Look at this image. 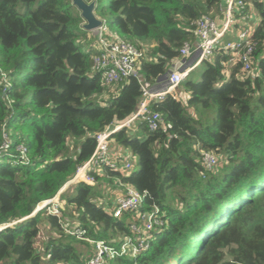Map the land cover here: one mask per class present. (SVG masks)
<instances>
[{
  "label": "trees",
  "instance_id": "trees-1",
  "mask_svg": "<svg viewBox=\"0 0 264 264\" xmlns=\"http://www.w3.org/2000/svg\"><path fill=\"white\" fill-rule=\"evenodd\" d=\"M84 1L95 3L108 31L148 46L139 75L152 85L168 73L179 50L195 42L196 21L216 17L222 3ZM253 4L264 21V3ZM82 23L71 0H0V146L3 133L10 144L0 153V224L24 219L0 232V264H88L91 246L64 228L74 226L90 240L128 235L132 216L109 212L116 198L110 189L120 184L146 192L140 211L156 205L163 226L152 231L148 249L135 259L105 264H264L261 23L253 32L252 75H241L239 64L228 65L229 56L215 52L201 62L197 78L191 72L179 85L183 99L167 95L150 105L162 119L158 130L137 120L111 135L135 159L128 173L102 167L101 174L92 173L99 190L68 185L59 198L69 219L46 209L31 216L90 159L94 135L128 119L142 96L133 77L110 92L93 69L94 44L86 42L90 32ZM78 41L90 50L82 51ZM19 145L28 163L19 162ZM205 152L221 156L222 164L206 170Z\"/></svg>",
  "mask_w": 264,
  "mask_h": 264
},
{
  "label": "built area",
  "instance_id": "built-area-1",
  "mask_svg": "<svg viewBox=\"0 0 264 264\" xmlns=\"http://www.w3.org/2000/svg\"><path fill=\"white\" fill-rule=\"evenodd\" d=\"M249 2L254 7L253 3H264V0H222L220 12L223 15V22L220 25L208 15L200 17L195 23V42L185 44L179 50L178 59L183 61L177 63L179 64L177 68L170 69L166 79L160 78L154 85L146 82L139 75V64L147 60L148 50L145 53L143 47L140 48L108 31L103 23L99 28L91 31H97L95 45L100 47L92 58L93 69L101 72L102 82L111 87L124 83L129 77L136 78L142 96L136 111L128 119L122 123L113 124L114 128L111 132H107L108 127H106L94 135L96 146L92 156L77 169L67 184L84 183L99 190L101 186L92 173L101 174L102 167L115 173H128L132 168V156L125 159L119 155L115 156L110 148L111 135L123 128L130 129L137 120L144 122L150 131L158 130L162 125V119L158 113L150 109V105L162 101L167 95H171L176 100L183 99V95L177 92L179 85L197 69L201 62L210 60L215 52L223 51L229 56L226 64L232 66L239 64L241 75H252L253 53L256 49L253 32L259 23L264 32V21L256 12L253 15L249 13ZM108 34L110 39L105 41V36ZM229 35L230 39H227ZM192 56L195 57L193 60L190 59ZM3 138L0 153L10 148L5 133ZM16 151L19 154V162L28 163L26 148L19 145ZM201 164L206 170L214 169L218 164V158L210 152H205L202 154ZM120 187L113 209L109 212L114 218L120 217L123 213H129L132 216L128 235L119 239L90 240L84 238V232L79 229L64 228L66 233L76 238L81 237L91 246L88 264H105L109 260L122 257L135 259L148 249L152 231L163 226V220L156 205L153 204L150 211H140L146 192L140 193L123 184H120ZM56 198L55 196L49 201L40 203L32 215L46 209L48 214L58 218L64 216V209L59 203L60 198L58 200ZM23 220L0 224V232Z\"/></svg>",
  "mask_w": 264,
  "mask_h": 264
},
{
  "label": "rangeland",
  "instance_id": "rangeland-1",
  "mask_svg": "<svg viewBox=\"0 0 264 264\" xmlns=\"http://www.w3.org/2000/svg\"><path fill=\"white\" fill-rule=\"evenodd\" d=\"M248 11H249V13L250 14H254V12H255V9H254V7L252 6V4L249 2V4H248ZM221 16H223L222 14H221ZM106 19H107V21H109V16L107 15V17H106ZM96 34H97V31H95V32H90L89 33V35L87 36V39H86V42L87 41H90V44L91 43H93L94 44V46H92V54H95V53H97L99 50H100V47L99 46H96L95 45V41H97V39L95 38L96 37ZM110 39V37H109V34L107 35V36H105V41H107V40H109ZM79 41H81V39L79 40ZM79 41H78V44H79V46H80V49L82 50V51H85V52H87V51H89L90 50V48H89V46H87V45H82V42L81 43H79ZM143 47V50L145 51V53H146V51L148 50V46H142ZM199 67H200V65L197 67V69L195 70V71H193V72H195L194 73V75L191 77L192 79H194V77L195 78H197L199 75H198V73H199V71H198V69H199ZM116 86V85H115ZM115 86H112V87H110V92L112 93V92H114L115 91V89H116V87ZM6 136V135H5ZM110 148H111V150H112V152L115 154V156L117 155H119V156H121L122 157V159H125V158H131V156H132V154L128 151V150H126V149H124V148H122V147H120V146H118V145H115L113 142H111L110 143ZM214 156H216L217 158H218V164L217 165H221L222 163V157L221 156H219V155H214ZM131 160H132V162H135V159L132 157L131 158ZM217 168V167H216ZM120 188V187H119ZM119 188H115L114 190H113V188L112 189H110V191H112L113 193H114V196H115V194L116 193H119V191H120V189ZM110 194V193H109ZM57 200L59 199V197H57L56 198ZM59 203H60V207L62 206L63 207V209H64V212H65V215L67 216V218H68V215H67V210H66V207H65V205H64V203L63 202H61L60 200H59ZM64 215V216H65ZM69 219V218H68ZM65 228L67 229V230H73L75 227L74 226H69V227H66L65 226ZM65 231V230H64ZM49 234H53V232L52 231H49L48 232ZM42 236H43V234H42ZM44 237V236H43ZM78 241H80V242H84V243H87L84 239H82L81 237H78V238H76ZM38 244H40V242L38 243ZM80 246H83V245H80ZM40 247V246H39ZM37 250V252H39L40 253V255L42 256V253H41V249H36Z\"/></svg>",
  "mask_w": 264,
  "mask_h": 264
},
{
  "label": "water",
  "instance_id": "water-1",
  "mask_svg": "<svg viewBox=\"0 0 264 264\" xmlns=\"http://www.w3.org/2000/svg\"><path fill=\"white\" fill-rule=\"evenodd\" d=\"M71 3L80 14V17L83 21V23H82V29L83 30H85L87 32H91V31L96 30L97 28H99L102 25V21L95 15V11H94L95 3L94 2L86 3L84 0H71ZM178 65L179 64L176 65V68L178 67ZM167 74H165L161 78L166 79ZM113 128H114V125L110 124L108 126L107 132H111L113 130ZM68 185L69 184H66L61 189V191L56 195V197H59V195L67 188Z\"/></svg>",
  "mask_w": 264,
  "mask_h": 264
},
{
  "label": "crops",
  "instance_id": "crops-1",
  "mask_svg": "<svg viewBox=\"0 0 264 264\" xmlns=\"http://www.w3.org/2000/svg\"><path fill=\"white\" fill-rule=\"evenodd\" d=\"M222 1V0H221ZM221 12H219V14L216 15V17H214V19L217 21V24L220 25L223 22V16H221ZM227 39H230V35L226 37ZM193 58H195L194 56H192L190 59L193 60ZM180 61H183L182 59H176L172 62V66L170 67V69H174L177 65V63H179ZM118 193H116V197H117ZM114 199V198H113Z\"/></svg>",
  "mask_w": 264,
  "mask_h": 264
}]
</instances>
